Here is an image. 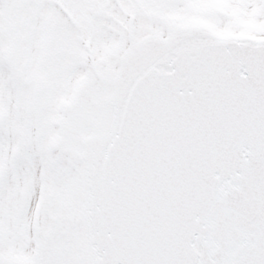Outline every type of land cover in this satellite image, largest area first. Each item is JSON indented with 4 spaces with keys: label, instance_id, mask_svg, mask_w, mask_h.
Here are the masks:
<instances>
[{
    "label": "snow or ice",
    "instance_id": "6c2138e0",
    "mask_svg": "<svg viewBox=\"0 0 264 264\" xmlns=\"http://www.w3.org/2000/svg\"><path fill=\"white\" fill-rule=\"evenodd\" d=\"M0 264H264V0H0Z\"/></svg>",
    "mask_w": 264,
    "mask_h": 264
}]
</instances>
